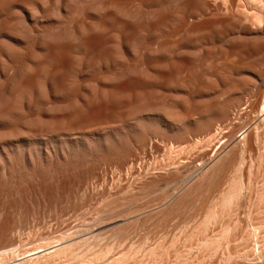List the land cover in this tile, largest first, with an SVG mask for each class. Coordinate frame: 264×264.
I'll list each match as a JSON object with an SVG mask.
<instances>
[{"label":"rangeland","instance_id":"374dc122","mask_svg":"<svg viewBox=\"0 0 264 264\" xmlns=\"http://www.w3.org/2000/svg\"><path fill=\"white\" fill-rule=\"evenodd\" d=\"M263 55L264 0H0V264H264Z\"/></svg>","mask_w":264,"mask_h":264},{"label":"bare ground","instance_id":"6f19581e","mask_svg":"<svg viewBox=\"0 0 264 264\" xmlns=\"http://www.w3.org/2000/svg\"><path fill=\"white\" fill-rule=\"evenodd\" d=\"M262 52V51H261ZM261 59V58H260ZM262 61H261V63H260V66H261V68L264 70V55H263V58L261 59ZM252 180V179H251ZM239 190V189H238ZM250 190V189H249ZM236 199V198H235ZM230 206V205H229ZM59 245H61V243L60 244H56L55 246H53V247H59ZM61 247V246H60ZM51 249V248H50ZM53 250H54V248H53ZM58 250H59V248H58ZM55 251H57V250H54L53 252H55ZM49 252V251H48ZM52 252V251H51ZM50 252V253H51ZM43 253V252H42ZM43 256V255H42Z\"/></svg>","mask_w":264,"mask_h":264}]
</instances>
